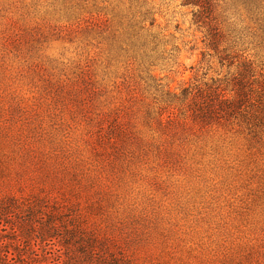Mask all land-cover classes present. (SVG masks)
<instances>
[{"label": "rangeland", "instance_id": "obj_1", "mask_svg": "<svg viewBox=\"0 0 264 264\" xmlns=\"http://www.w3.org/2000/svg\"><path fill=\"white\" fill-rule=\"evenodd\" d=\"M209 1L215 49L183 0H0V199L34 207L1 261L55 264L72 226L117 264H264V0ZM184 89L226 105L192 123Z\"/></svg>", "mask_w": 264, "mask_h": 264}, {"label": "trees", "instance_id": "obj_2", "mask_svg": "<svg viewBox=\"0 0 264 264\" xmlns=\"http://www.w3.org/2000/svg\"><path fill=\"white\" fill-rule=\"evenodd\" d=\"M183 2L186 5H192L195 7H198L201 9V11L198 12L197 15H195V19L197 20L196 23L202 22V26L200 28H205V35H204V43L208 48H216L217 42H218V35L215 33L214 26L212 25V21L209 19L211 15V6L209 0H183ZM142 21L148 20L147 14H143ZM138 24L140 23H132L131 24V47L132 49L137 52L140 51V60H150L151 56H149L151 52H154L153 49H157L158 44L156 43V39L153 36H147L144 35V28L139 27ZM154 24V21H150L149 25L152 27ZM152 47L153 49H150ZM149 51V53H148ZM203 92L201 90L197 91H189L188 89H184L181 92V95L179 97H176V95L167 94L172 100L167 101V103H171L174 100H179V102L182 104L183 109H185V114L188 119L192 123H210V120L219 115L216 112V106L219 105H226V99L220 96L218 105L212 104L207 102L208 98L211 96H204L202 94ZM221 95V94H220ZM239 95V93H238ZM215 98L218 97V95L213 96ZM215 106V107H214ZM222 107H219L218 110L220 112H224V110L221 109ZM226 111V110H225ZM227 112V111H226ZM187 120V119H185ZM172 121L171 119L168 121ZM161 122V120L159 121ZM15 201V205L18 203V206H14L11 202H3L4 200L0 199V221L3 220V222L7 223V220L10 217H16L17 215L23 214L24 212H28V210H33L34 207L31 205L23 204L22 202H19L18 200H14L12 198L7 199V201ZM23 209H26V211H23ZM49 223H52L50 226L52 229H47L44 226L36 227L34 224H31L30 229L31 232H25L23 238H30L32 236H35L37 238L36 242H46L48 239L53 238L52 235H50L49 231H55V225L53 223V219L48 220ZM72 230H64V235L61 234V240L63 244L61 246L65 249V252L58 257V260L55 261V264H117L114 262V259L112 257V254L106 251V248L103 245H97L94 242L93 237L90 238L87 235H84L79 230H75L71 226ZM78 231V232H77ZM25 242V241H24ZM23 242V244H24ZM47 243V242H46ZM45 243V244H46ZM45 247V245H44ZM74 249L76 251H74ZM91 249H93V252H96L98 254L107 255V258L109 260L103 259V261H94L92 254L90 253ZM88 250V252H86ZM77 253V254H76ZM2 254V253H1ZM63 256V257H62ZM1 259H7V256L0 255V264H5L4 261H1Z\"/></svg>", "mask_w": 264, "mask_h": 264}]
</instances>
